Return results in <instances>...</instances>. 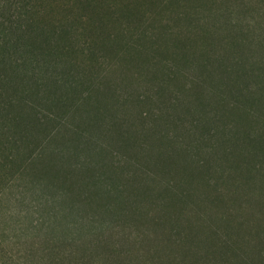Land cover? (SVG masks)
Masks as SVG:
<instances>
[{"label":"rangeland","instance_id":"rangeland-1","mask_svg":"<svg viewBox=\"0 0 264 264\" xmlns=\"http://www.w3.org/2000/svg\"><path fill=\"white\" fill-rule=\"evenodd\" d=\"M139 1L78 9L86 19L78 48L88 40L93 49L65 55L48 73L60 77L48 85L63 100L37 103L34 113L16 107L26 119L15 130L0 122V264H264L261 0H242L250 7L215 29L201 23L189 56L173 46L162 54L165 43L159 52L142 42L137 54L128 48L140 42L130 33ZM204 1L180 9H200L203 21L214 6ZM124 2L132 14L118 22L126 26L120 35L108 13ZM100 21L120 35L114 52L89 34ZM86 161L89 203L55 197L63 168ZM51 196L58 206L41 203Z\"/></svg>","mask_w":264,"mask_h":264},{"label":"trees","instance_id":"trees-1","mask_svg":"<svg viewBox=\"0 0 264 264\" xmlns=\"http://www.w3.org/2000/svg\"><path fill=\"white\" fill-rule=\"evenodd\" d=\"M167 1H139L138 5H142L144 9L142 13H136L137 30L133 29L130 33L134 34L137 31L140 42L136 39L127 45L136 54L140 50L141 42L147 52L150 50L159 52L162 49L160 44L165 43L168 48L166 50L162 49V54H168L170 46L174 47L176 54L187 56H189L190 52L196 54L193 51H196L198 47H195L192 34L202 31L201 23L207 20L208 27L214 23L213 28L215 29L220 26L219 24L222 25V21L228 24L229 17L233 16L234 10L250 7L244 1L241 2L242 0H227L226 4L228 5L226 7H228V10L227 8H221L218 1L214 0L212 1L214 6L209 8L208 15H204L202 21L200 17L196 16L197 14H204L200 9H194L190 12H187L189 9L187 11L180 9L182 6L192 8L191 3L194 0H171L169 4V6H172L170 14L163 15L168 6ZM101 2L103 3L105 0H2L0 2V122L5 123L7 129H14L13 125L23 124L24 120L22 119H26V116L18 117L16 115L21 110L16 109V107L25 106L24 108L29 113H34L37 103L47 102L52 99L57 102L63 100L64 97L53 94L48 85V83L53 82L57 84L60 81V77H49L48 73L53 69L52 67H60V65L62 66L66 63L65 55L80 50L90 52L93 49V44L88 40H84L81 44V49L80 46L78 48L77 41L80 28L77 25L83 24L86 19L82 16L80 17L77 11L78 9L89 11L91 8L96 10L97 5ZM203 3L207 6L204 0ZM259 6L264 8V0L260 1ZM177 9L181 11L176 12ZM130 10V3L124 2L121 7L108 13L112 17L110 21H115L120 26L118 32L120 35L126 33V26L118 22L123 18L128 19V16L132 14ZM174 13L176 15H173ZM96 16L98 18L101 17L97 13ZM164 16L169 17L172 25L169 20L164 19ZM210 17H213L214 21H210ZM187 19L188 24H190L187 31H179L174 28L178 20L180 22ZM104 22H94L89 34L92 37L97 35L100 43L105 44L111 52H114L118 47L122 46L118 40L120 35L108 34L109 32L105 31ZM189 44L193 48H191L192 50L189 49ZM123 46L125 49L126 45ZM184 103L185 105L194 104L190 100ZM2 126L4 127V125ZM19 132L22 131L20 130ZM94 147L90 146L91 149H94ZM89 154L91 158L97 156L92 150H90ZM88 162H83L78 170L67 169L66 167L64 170L63 168L61 186L55 193V197L56 195L58 197L69 196L72 197V200L76 197L84 204L89 203L88 200L93 193L88 190L84 176L81 174L87 173ZM53 167L54 164L52 163L51 171ZM93 168V171L99 169L98 167ZM143 178L146 181L149 179L145 173ZM45 196H48L47 193ZM52 196L45 201L40 197L41 203L44 206L49 204L52 208L58 206L56 203L59 198L54 199V197L52 199ZM45 220L44 217H40L36 223L42 225ZM162 220H164V217Z\"/></svg>","mask_w":264,"mask_h":264}]
</instances>
